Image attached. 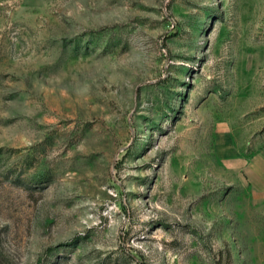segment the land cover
<instances>
[{
    "label": "rangeland",
    "instance_id": "rangeland-1",
    "mask_svg": "<svg viewBox=\"0 0 264 264\" xmlns=\"http://www.w3.org/2000/svg\"><path fill=\"white\" fill-rule=\"evenodd\" d=\"M0 264H264V0H0Z\"/></svg>",
    "mask_w": 264,
    "mask_h": 264
}]
</instances>
